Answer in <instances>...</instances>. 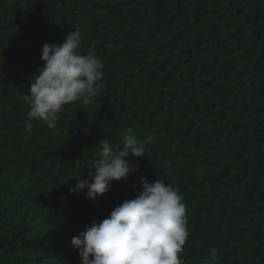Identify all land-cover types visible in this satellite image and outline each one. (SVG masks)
Returning a JSON list of instances; mask_svg holds the SVG:
<instances>
[{
  "label": "trees",
  "instance_id": "1",
  "mask_svg": "<svg viewBox=\"0 0 264 264\" xmlns=\"http://www.w3.org/2000/svg\"><path fill=\"white\" fill-rule=\"evenodd\" d=\"M74 30L103 87L49 129L23 96L42 46ZM129 127L149 140L138 171L95 202L70 194ZM142 178L182 195L185 264L212 248L217 264H264V0H0V264H81L71 239Z\"/></svg>",
  "mask_w": 264,
  "mask_h": 264
},
{
  "label": "clouds",
  "instance_id": "2",
  "mask_svg": "<svg viewBox=\"0 0 264 264\" xmlns=\"http://www.w3.org/2000/svg\"><path fill=\"white\" fill-rule=\"evenodd\" d=\"M81 44V34L74 30L63 43L42 46L44 65L23 96L30 120H42L55 129L66 106L74 102L90 105L101 94L104 63L93 53L85 55ZM32 128L26 121L25 130ZM147 143L131 127L119 142L102 140L88 178L76 177L69 193H83L85 199L95 202L110 191L113 181L126 180L138 171L133 158L147 156ZM141 186L136 198L126 199L107 218L94 221L71 239L81 264H185L182 253L190 233L182 195L161 178L151 183L142 178ZM209 255L207 264H217V250L210 249Z\"/></svg>",
  "mask_w": 264,
  "mask_h": 264
}]
</instances>
